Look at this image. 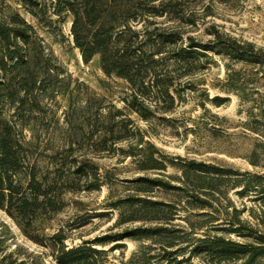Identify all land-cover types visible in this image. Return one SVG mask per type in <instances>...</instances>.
<instances>
[{"label": "trees", "instance_id": "obj_1", "mask_svg": "<svg viewBox=\"0 0 264 264\" xmlns=\"http://www.w3.org/2000/svg\"><path fill=\"white\" fill-rule=\"evenodd\" d=\"M18 2L54 37L59 35L64 38L62 23L70 17L73 45L78 48L82 60L88 62L98 55L103 73L126 83L121 107L112 102L104 103L102 96L87 95L83 106L77 110L69 97L67 120L68 115L74 113L94 116V123L87 125L94 141L85 147L76 139L74 130L66 129L64 140L51 145L52 161L43 169L37 157L33 156V149L36 148L33 140L29 141L23 129L5 114L3 104L6 102L14 106L11 117L25 106L31 107V114L39 112L42 98L53 96L50 85L53 80L61 81L62 69L33 24L18 11H0L3 12L0 15V209L14 220L26 237L48 250L50 261H40V264H100V257L107 249L98 245L103 246L124 237L157 236L164 238L162 240H165L166 246H171L174 238H182L170 234V228L164 225L137 226L122 232L108 231L93 238H81L73 244H67L66 240L72 237L68 231L76 228L74 224L69 225L71 227L68 229L59 225L49 233L44 231L46 224L64 208L66 192L99 188L106 182L93 159L105 150L110 153L115 147L114 143L108 144V140L114 138L128 141L125 148L119 147V151L123 156L137 159L140 170H164L167 164L178 169L179 175H169L167 179L141 175L134 180L143 190L155 186L180 192L185 196L188 209L197 212L207 205L212 207L209 200H216L219 196L220 189H216L218 183L226 181L227 186L237 188L235 193L239 197H246L254 205L247 206L244 201L241 206H236L228 199L223 217H211L216 221L220 219V233H208L205 221L197 225L189 221L192 227L186 234H196L197 229H203L201 236L192 235L191 238L199 243L189 249V254L202 248L198 252H203L204 257L208 258L203 264H264L262 169L241 171L180 156V161L173 158L166 161L160 149L144 139V134L130 117V113H135L141 119L148 120L156 112L169 111L176 103H182V91L190 88V75L201 67L199 59L208 57L207 52L264 64L263 49L250 41L221 33L213 25L208 32L212 37L200 41L180 26L156 24L154 18L174 14L173 0ZM211 100L218 102L220 97ZM259 111L264 119V109L260 107ZM31 131L34 135L35 131ZM144 145L150 149L146 153L142 150ZM85 149L88 155L83 153ZM249 163L255 167L263 166L256 159H249ZM172 179H176L177 183H171ZM135 198L125 201H144L143 197ZM132 214L126 219L121 218L120 222L134 219L135 213ZM209 214L203 211L192 215ZM190 215L186 218L189 219ZM156 216L153 218L166 219ZM232 234L238 238L230 237ZM187 248V245H180L175 249H164L160 258L165 260V264H184L186 259H177L173 255H182ZM147 249L148 246H140L120 264H154L150 260L154 255L148 256L145 253ZM12 252L0 255V264H12ZM35 257L39 259V255ZM23 262L24 259H21L18 264Z\"/></svg>", "mask_w": 264, "mask_h": 264}, {"label": "rangeland", "instance_id": "obj_2", "mask_svg": "<svg viewBox=\"0 0 264 264\" xmlns=\"http://www.w3.org/2000/svg\"><path fill=\"white\" fill-rule=\"evenodd\" d=\"M48 1L39 0L40 3ZM173 4L176 9L174 14L154 18L156 24L180 26L200 41H207L212 37L208 32L213 25L219 32L250 41L264 51V0H173ZM7 10L18 11L34 25L62 69L59 78L61 81L51 82L53 96L42 98L39 112L31 114V107L25 106L11 117L14 106L6 102L3 104L5 114L23 129L29 141L33 140L36 145L33 156L37 157L44 169L52 161L51 145L64 140L66 129L70 128L71 132L74 130L76 139L85 147L94 141L87 127L89 123H94V116L74 113L69 114L67 120L70 100L77 110L83 106L87 95L102 96L104 103L112 102L121 107L126 83L118 77L106 76L100 68L98 55L88 62L82 60L78 48L73 45L70 17L62 23L61 29L65 36L61 38L59 35L54 37L39 25L18 0H0V11L6 13ZM1 13L3 12L0 15ZM207 53L208 57L199 59L201 67L190 75V88L182 91V103H176L169 111L156 112L148 120L141 119L135 113H130V117L144 134V139L154 143L164 154L166 161L169 158L180 161V156L241 171L262 169L264 172V119L259 114L260 107L264 109V64L223 53ZM213 97H220V100L215 102L211 100ZM31 129L35 131L34 135ZM112 143L115 148L110 153L105 150L96 154L93 159L106 182L99 188L66 192L64 208L46 224L44 231L49 233L59 225L68 229L71 227L69 225L74 224L76 228L68 231L72 237L66 240L67 244H73L81 238H93L108 231L122 232L137 226L164 225L170 228V234L177 237L180 235L182 238H174L171 246H166L165 240H162L164 238L157 236L124 237L103 246L98 245L107 249L100 257V264H120L140 246L149 247L145 253L148 256L154 255L150 258L152 263L165 264L160 254L164 249L171 250L180 245H187L189 248L182 255L179 253L173 256L186 259L184 264H203L208 258L204 257L203 252H198L202 248L189 254V249L199 243L197 239L191 238L192 235L201 236L203 233V229H197L196 234H186L191 230L190 222L197 225L200 221H205L208 233H220L218 222H221L228 199L236 206H241L244 201L247 206L254 205L246 197H239L235 193L237 188L227 186L226 181L216 186L220 192L216 200H209L213 206L207 205L197 212L185 206V196L180 192L155 186L143 190L134 180L138 176H161L167 179L166 176L179 175L180 172L169 164L164 170H140L137 159L123 156L119 151V147L127 146L125 138L108 140V144ZM142 150L146 153L150 149L148 145H144ZM87 151L85 149L83 153L87 154ZM249 159H256L263 166L255 167L249 163ZM170 181L177 183L176 179ZM135 197H143L144 201H125L128 198L136 199ZM203 211L210 214L192 215ZM132 213H135L134 219L120 222L121 218L126 219ZM188 214H191L189 219L186 218ZM154 215L166 219L159 220L153 218ZM213 216L220 219L213 220ZM245 216L244 214L243 217ZM81 223L84 224L77 226ZM229 236L238 238L233 234ZM10 251H13L12 264H18L21 259H24L22 264L50 261L48 250L26 237L14 220L0 209V255ZM36 255H39V259Z\"/></svg>", "mask_w": 264, "mask_h": 264}]
</instances>
